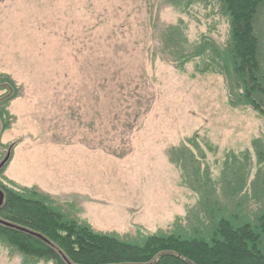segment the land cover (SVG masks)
Returning a JSON list of instances; mask_svg holds the SVG:
<instances>
[{
  "label": "rangeland",
  "instance_id": "1",
  "mask_svg": "<svg viewBox=\"0 0 264 264\" xmlns=\"http://www.w3.org/2000/svg\"><path fill=\"white\" fill-rule=\"evenodd\" d=\"M226 27L218 0H0V181L101 232L169 230L196 203L188 179L217 181L226 152L264 140L223 76L175 61ZM22 261L0 246V264Z\"/></svg>",
  "mask_w": 264,
  "mask_h": 264
},
{
  "label": "trees",
  "instance_id": "2",
  "mask_svg": "<svg viewBox=\"0 0 264 264\" xmlns=\"http://www.w3.org/2000/svg\"><path fill=\"white\" fill-rule=\"evenodd\" d=\"M218 9L227 24L222 46L201 37L194 49L175 51V61L198 58V72L225 78L231 106H249L264 117V44L256 27L264 24V0H218ZM169 29L180 36L178 25ZM1 127L5 130L8 121ZM250 150L255 161L249 159ZM250 150L226 152L217 181L208 168L194 182L188 179L195 205L169 230L147 235L98 231L85 220L65 216L36 189L0 181V219L49 242L0 224V246L9 256L20 254L24 264H264V140L252 139ZM169 163L177 168L173 159Z\"/></svg>",
  "mask_w": 264,
  "mask_h": 264
},
{
  "label": "water",
  "instance_id": "3",
  "mask_svg": "<svg viewBox=\"0 0 264 264\" xmlns=\"http://www.w3.org/2000/svg\"><path fill=\"white\" fill-rule=\"evenodd\" d=\"M9 157V148L7 150V153L5 154L4 158L0 161V169L1 167L4 165V163L7 161ZM2 201H3V192L0 190V205L2 204ZM0 224H4V225H7V226H12V225H9L5 222H3L2 220H0ZM32 235L36 236L37 238L41 239L42 241H44L45 243H49L45 238H43L41 235L39 234H36V233H31ZM66 260V259H65ZM67 262V261H66Z\"/></svg>",
  "mask_w": 264,
  "mask_h": 264
}]
</instances>
